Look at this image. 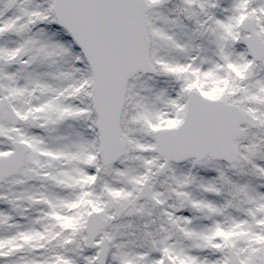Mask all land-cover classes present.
I'll list each match as a JSON object with an SVG mask.
<instances>
[{"label": "snow or ice", "instance_id": "obj_1", "mask_svg": "<svg viewBox=\"0 0 264 264\" xmlns=\"http://www.w3.org/2000/svg\"><path fill=\"white\" fill-rule=\"evenodd\" d=\"M0 264H264V0H0Z\"/></svg>", "mask_w": 264, "mask_h": 264}]
</instances>
